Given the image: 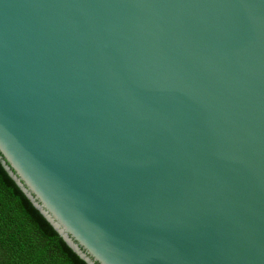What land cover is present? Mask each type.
Masks as SVG:
<instances>
[{"label": "water", "instance_id": "1", "mask_svg": "<svg viewBox=\"0 0 264 264\" xmlns=\"http://www.w3.org/2000/svg\"><path fill=\"white\" fill-rule=\"evenodd\" d=\"M0 162L87 264H264V0H0Z\"/></svg>", "mask_w": 264, "mask_h": 264}, {"label": "trees", "instance_id": "2", "mask_svg": "<svg viewBox=\"0 0 264 264\" xmlns=\"http://www.w3.org/2000/svg\"><path fill=\"white\" fill-rule=\"evenodd\" d=\"M0 264H87L34 207L1 162Z\"/></svg>", "mask_w": 264, "mask_h": 264}]
</instances>
